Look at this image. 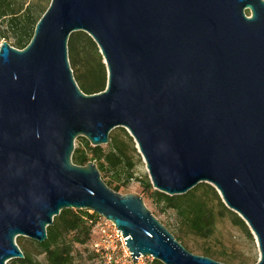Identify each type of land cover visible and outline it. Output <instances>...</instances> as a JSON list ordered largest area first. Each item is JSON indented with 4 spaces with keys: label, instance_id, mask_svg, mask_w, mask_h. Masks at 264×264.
<instances>
[{
    "label": "water",
    "instance_id": "obj_1",
    "mask_svg": "<svg viewBox=\"0 0 264 264\" xmlns=\"http://www.w3.org/2000/svg\"><path fill=\"white\" fill-rule=\"evenodd\" d=\"M249 13V15H248ZM77 32L100 49L106 90L87 95L70 66ZM125 129L153 188L209 184L254 236L264 264V0H52L31 43L0 46V264L16 240L43 244L64 210L113 223L132 261L226 264L188 251L143 197L122 195L75 141Z\"/></svg>",
    "mask_w": 264,
    "mask_h": 264
},
{
    "label": "trees",
    "instance_id": "obj_2",
    "mask_svg": "<svg viewBox=\"0 0 264 264\" xmlns=\"http://www.w3.org/2000/svg\"><path fill=\"white\" fill-rule=\"evenodd\" d=\"M46 1L47 6H41L33 2L27 5L19 0H0V43L6 41L18 50L26 49L34 37L37 24L51 5L52 0ZM68 52L70 66L80 89L87 95L104 92L108 71L94 40L84 32H77L69 40ZM81 141L80 148L73 154V163L87 166L90 161L96 162L100 174L104 173L108 178V182H104L116 193L126 191L132 181H138L149 200L174 213L177 231L172 234L188 251L199 252L201 256L226 264H257L247 258L235 260L225 251H218L209 245L218 241V227L226 220L238 226L248 241L255 242L246 223L225 206L214 187L200 184L186 195L173 197L156 191L148 176L136 177V165L141 162V155L134 139L123 128L110 134L106 150L92 147L85 138H81ZM98 220L99 216L90 211H62L47 229L48 240L43 244L31 242L33 252L23 247L22 238L17 239L25 258L13 260L12 264H79L76 246H86L91 242ZM192 238L203 241L205 246L191 248L187 240ZM41 257H44L43 260ZM154 264L162 263L154 260Z\"/></svg>",
    "mask_w": 264,
    "mask_h": 264
},
{
    "label": "rangeland",
    "instance_id": "obj_3",
    "mask_svg": "<svg viewBox=\"0 0 264 264\" xmlns=\"http://www.w3.org/2000/svg\"><path fill=\"white\" fill-rule=\"evenodd\" d=\"M19 1H24V3L27 5L33 2L36 5L47 6L46 0H19ZM118 129L119 128L115 129L114 131ZM81 138L84 137H79L75 141V150L80 148L82 143ZM102 148L106 150L107 145L102 146ZM137 161L138 160L136 159V162ZM90 162H94V161H90ZM94 163L96 164V162ZM135 172L137 178H143L144 176L149 177L148 170L146 164L143 161L142 156H141V162H138L136 165ZM101 177L103 181L105 180L108 182V178L104 173L101 174ZM120 194L122 195L133 194L143 197L146 206L156 216V218H158L172 233H176L177 222L174 213L170 210L165 211L163 207H159L156 204H154L151 200H149L146 197V195L143 193V189L138 181H132L128 189L126 191H122ZM100 237L101 236H100L99 226L98 224H95L93 228L91 242H89L86 246H76L75 249L76 257L79 264H107L105 259L101 255H99L95 249V244L101 239ZM22 239H23L22 241L23 247L33 252L34 249L32 248L31 242L34 241H32L27 237H22ZM216 239L218 241H213L209 243V245H212L218 251H225L230 258H233L235 260L247 258L252 260L251 263L259 262L260 252L258 250L256 241L254 243L248 241L245 235L243 234V232L241 231V229L230 220H226L224 223L219 225ZM187 242L191 248H201L205 246V243L203 241L196 240L194 238L187 240ZM16 243L18 244L19 248L23 250L22 246H20V244L18 243V240H16ZM105 243L110 245L111 239L105 237ZM192 253L196 255H200L199 252H192ZM94 254H98L99 256H95ZM43 258L44 257H41V260H43ZM12 262L13 261H9L7 264H12ZM128 264H154V260H152L150 257H143L140 262L137 263L133 262Z\"/></svg>",
    "mask_w": 264,
    "mask_h": 264
},
{
    "label": "built area",
    "instance_id": "obj_4",
    "mask_svg": "<svg viewBox=\"0 0 264 264\" xmlns=\"http://www.w3.org/2000/svg\"><path fill=\"white\" fill-rule=\"evenodd\" d=\"M97 224L99 226L101 239L95 244V249L96 252L105 259L106 263H133L131 253L126 246L125 239L123 238L122 234L119 233L116 226L101 217H99ZM105 237L111 239L110 245L105 243ZM142 258L138 259L137 262H140ZM150 258L154 260L152 257Z\"/></svg>",
    "mask_w": 264,
    "mask_h": 264
}]
</instances>
